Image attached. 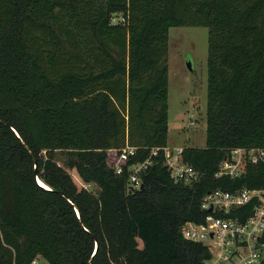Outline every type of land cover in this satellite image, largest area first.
Segmentation results:
<instances>
[{"label": "trees", "instance_id": "obj_1", "mask_svg": "<svg viewBox=\"0 0 264 264\" xmlns=\"http://www.w3.org/2000/svg\"><path fill=\"white\" fill-rule=\"evenodd\" d=\"M180 27L208 30L205 146L181 151L190 185L163 155ZM237 148H264V0H0V264H199L206 247L180 228L203 222L202 198L264 185V165L215 177Z\"/></svg>", "mask_w": 264, "mask_h": 264}, {"label": "built area", "instance_id": "obj_2", "mask_svg": "<svg viewBox=\"0 0 264 264\" xmlns=\"http://www.w3.org/2000/svg\"><path fill=\"white\" fill-rule=\"evenodd\" d=\"M116 22V18H112ZM182 149H163L164 165L175 181L190 185L199 179V174L181 161ZM129 168L128 184L138 190L139 176L149 166L151 157ZM134 148L125 146L118 154L111 151L108 163L116 175ZM264 165V148H237L231 150L219 163L215 177L240 178L247 166ZM200 210L206 212L203 222H184L181 237L189 242L206 247L209 257L199 264H264V185L257 188L242 186L234 191L216 188L207 193L200 202ZM33 264H36L33 263Z\"/></svg>", "mask_w": 264, "mask_h": 264}, {"label": "rangeland", "instance_id": "obj_3", "mask_svg": "<svg viewBox=\"0 0 264 264\" xmlns=\"http://www.w3.org/2000/svg\"><path fill=\"white\" fill-rule=\"evenodd\" d=\"M207 33L204 27L170 28L168 31L167 149L170 151L205 146ZM57 158L59 164L65 162V155L57 153ZM69 173L80 185L74 173ZM86 187L94 190L92 186Z\"/></svg>", "mask_w": 264, "mask_h": 264}, {"label": "water", "instance_id": "obj_4", "mask_svg": "<svg viewBox=\"0 0 264 264\" xmlns=\"http://www.w3.org/2000/svg\"><path fill=\"white\" fill-rule=\"evenodd\" d=\"M186 66H187V68H188L189 70H191V64H190V62H187ZM12 130H13V129H12ZM13 131H14V130H13ZM14 133H15V135L20 139V141H21L23 147L25 148V150L31 155L30 150L28 149V147L26 146V144L22 141V139H21V137L19 136V134H18L17 132H15V131H14ZM34 163H36L35 160H34ZM34 169H36V166L34 167ZM35 175H36V172H35ZM36 182L38 183L39 186H41V185L39 184V180H38L37 178H36ZM40 182H41V181H40ZM42 184H43V183H42ZM41 187H43V186H41ZM43 188H45V187H43ZM140 188H142V186H140ZM45 189H47V188H45ZM75 212H76V214H77V217L79 218V213H78V210H77L76 208H75Z\"/></svg>", "mask_w": 264, "mask_h": 264}, {"label": "bare ground", "instance_id": "obj_5", "mask_svg": "<svg viewBox=\"0 0 264 264\" xmlns=\"http://www.w3.org/2000/svg\"><path fill=\"white\" fill-rule=\"evenodd\" d=\"M39 184H40L41 186L47 188L46 185L42 184V182H40V181H39Z\"/></svg>", "mask_w": 264, "mask_h": 264}]
</instances>
